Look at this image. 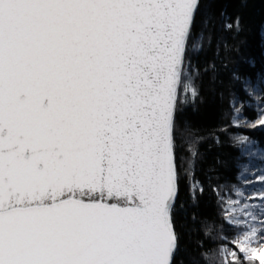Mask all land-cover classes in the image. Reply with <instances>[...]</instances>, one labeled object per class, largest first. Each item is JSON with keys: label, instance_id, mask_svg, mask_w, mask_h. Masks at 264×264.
<instances>
[{"label": "snow or ice", "instance_id": "snow-or-ice-1", "mask_svg": "<svg viewBox=\"0 0 264 264\" xmlns=\"http://www.w3.org/2000/svg\"><path fill=\"white\" fill-rule=\"evenodd\" d=\"M197 7L0 0V264H173ZM237 245L228 264H264V225Z\"/></svg>", "mask_w": 264, "mask_h": 264}, {"label": "trees", "instance_id": "trees-1", "mask_svg": "<svg viewBox=\"0 0 264 264\" xmlns=\"http://www.w3.org/2000/svg\"><path fill=\"white\" fill-rule=\"evenodd\" d=\"M183 74L197 94L185 101L181 87L175 113L173 264H213L215 250L230 244L223 199L239 183L245 153L264 156V128L235 127L240 118L256 122L261 115L248 86L260 88L264 108V0H199Z\"/></svg>", "mask_w": 264, "mask_h": 264}, {"label": "rangeland", "instance_id": "rangeland-1", "mask_svg": "<svg viewBox=\"0 0 264 264\" xmlns=\"http://www.w3.org/2000/svg\"><path fill=\"white\" fill-rule=\"evenodd\" d=\"M189 82L192 84V80L187 78L184 84ZM247 88L253 99H255L256 102L259 101L257 105L258 108L256 107V109L261 115L264 114V108L260 105V88L251 86ZM180 89L178 90L177 104L179 103ZM190 96H192L191 91L185 92L183 90V99H185V101L190 98ZM236 109L239 114H241V105H237ZM235 127L247 131H260L262 127L264 128V124L252 122L246 118H240L239 121L235 123ZM250 146L253 145L250 143ZM244 156L246 159L241 166L242 170L239 183L234 190L232 189L231 198H226V200L225 198L223 199V206L227 209L225 216L229 224L227 233L230 234V237H228L230 244L219 246L215 250L211 258L213 264H228L232 259L229 252L237 249V241L243 231H245L249 225H264V165H256L257 159L258 161H264V156H261L258 152H248L247 154L245 153ZM225 249H228L229 252H225ZM253 264H261V262L255 261Z\"/></svg>", "mask_w": 264, "mask_h": 264}, {"label": "water", "instance_id": "water-1", "mask_svg": "<svg viewBox=\"0 0 264 264\" xmlns=\"http://www.w3.org/2000/svg\"><path fill=\"white\" fill-rule=\"evenodd\" d=\"M199 1V0H198ZM195 12H196V10H195ZM195 15V14H194ZM191 27H192V25H191ZM190 31H191V28H190ZM177 198V197H176Z\"/></svg>", "mask_w": 264, "mask_h": 264}]
</instances>
